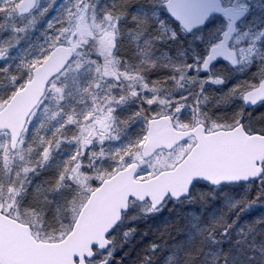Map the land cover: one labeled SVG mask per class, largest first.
I'll return each instance as SVG.
<instances>
[{
    "label": "snow or ice",
    "instance_id": "6c2138e0",
    "mask_svg": "<svg viewBox=\"0 0 264 264\" xmlns=\"http://www.w3.org/2000/svg\"><path fill=\"white\" fill-rule=\"evenodd\" d=\"M0 264H264V0H0Z\"/></svg>",
    "mask_w": 264,
    "mask_h": 264
}]
</instances>
